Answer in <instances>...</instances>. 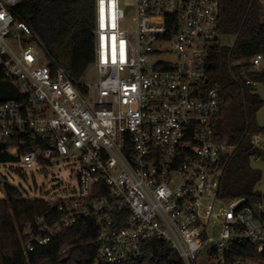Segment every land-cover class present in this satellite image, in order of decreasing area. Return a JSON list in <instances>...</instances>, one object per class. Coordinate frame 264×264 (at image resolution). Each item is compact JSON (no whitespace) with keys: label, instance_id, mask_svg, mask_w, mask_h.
Instances as JSON below:
<instances>
[{"label":"built area","instance_id":"1","mask_svg":"<svg viewBox=\"0 0 264 264\" xmlns=\"http://www.w3.org/2000/svg\"><path fill=\"white\" fill-rule=\"evenodd\" d=\"M94 1V61L74 78L15 18L19 0H0V67L20 95L0 102V144L26 169H77L19 233L23 264L86 220L94 253L66 264L264 263V193L218 191L227 146L207 67L220 0H133L132 24L121 0Z\"/></svg>","mask_w":264,"mask_h":264},{"label":"trees","instance_id":"2","mask_svg":"<svg viewBox=\"0 0 264 264\" xmlns=\"http://www.w3.org/2000/svg\"><path fill=\"white\" fill-rule=\"evenodd\" d=\"M14 15L32 29L48 57L74 78L81 77L93 63L94 0H19ZM217 37L232 38L230 43L217 41L212 46L207 67L209 85L221 88V110L214 120L216 138L227 146L222 157L219 195L259 198L255 187L261 173L250 166L251 137L264 132V125L256 120L264 102L251 83H264V71H250L249 59L264 54L261 0H220ZM19 97L17 88L0 67V102ZM16 160L0 144V163ZM4 194V199H0V264H23L19 233L35 215H48L53 209L42 198H24L8 183H4ZM95 236L96 229L89 220L79 222L66 228L49 245L37 249L31 255L32 264L90 259ZM173 264L182 262L174 258Z\"/></svg>","mask_w":264,"mask_h":264},{"label":"rangeland","instance_id":"3","mask_svg":"<svg viewBox=\"0 0 264 264\" xmlns=\"http://www.w3.org/2000/svg\"><path fill=\"white\" fill-rule=\"evenodd\" d=\"M264 6V0H261ZM121 7L126 14V24H132L131 18L134 16L133 0H121ZM126 27V26H125ZM221 43H230L231 37H220ZM254 70L264 71V54L261 57L259 65ZM254 88V87H253ZM257 92L264 100V83H256ZM257 120L264 124V104L257 112ZM261 139L260 146L264 148V132L259 134ZM250 166L260 171L261 178L256 185V190L264 193V158L257 154L250 157ZM74 166L68 167L65 164H59L51 167L49 170H40L37 167L26 169L23 165L15 162L0 163V199H4V183H8L17 188L24 198L46 199L55 192H62L68 187L76 185V172Z\"/></svg>","mask_w":264,"mask_h":264},{"label":"water","instance_id":"4","mask_svg":"<svg viewBox=\"0 0 264 264\" xmlns=\"http://www.w3.org/2000/svg\"><path fill=\"white\" fill-rule=\"evenodd\" d=\"M251 152L264 158V148L261 146H253L251 149ZM1 183H2V180L0 179V184Z\"/></svg>","mask_w":264,"mask_h":264},{"label":"crops","instance_id":"5","mask_svg":"<svg viewBox=\"0 0 264 264\" xmlns=\"http://www.w3.org/2000/svg\"><path fill=\"white\" fill-rule=\"evenodd\" d=\"M255 86H256V84L253 85V87H254V88H253V89H254V92L257 93V94L260 96V94L257 92ZM260 97H261V96H260ZM261 99L263 100L262 97H261ZM263 102H264V100H263ZM256 120H257V115H256ZM257 122H258L259 125H262V126L264 125V124H260V122H259L258 120H257Z\"/></svg>","mask_w":264,"mask_h":264}]
</instances>
